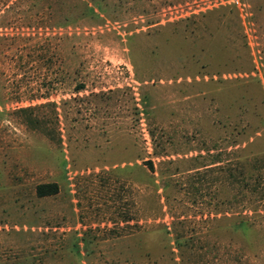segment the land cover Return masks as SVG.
Returning <instances> with one entry per match:
<instances>
[{"label": "rangeland", "instance_id": "1", "mask_svg": "<svg viewBox=\"0 0 264 264\" xmlns=\"http://www.w3.org/2000/svg\"><path fill=\"white\" fill-rule=\"evenodd\" d=\"M3 223L264 264V0H0Z\"/></svg>", "mask_w": 264, "mask_h": 264}, {"label": "crops", "instance_id": "2", "mask_svg": "<svg viewBox=\"0 0 264 264\" xmlns=\"http://www.w3.org/2000/svg\"><path fill=\"white\" fill-rule=\"evenodd\" d=\"M104 226L68 224L30 227L23 235L15 223L0 224V264H132L126 257L96 256L95 247L117 241V235L104 234ZM26 231L29 230L25 227ZM76 228H80L76 231Z\"/></svg>", "mask_w": 264, "mask_h": 264}, {"label": "trees", "instance_id": "3", "mask_svg": "<svg viewBox=\"0 0 264 264\" xmlns=\"http://www.w3.org/2000/svg\"><path fill=\"white\" fill-rule=\"evenodd\" d=\"M58 186L55 182L40 183L36 186V193L39 196L56 193Z\"/></svg>", "mask_w": 264, "mask_h": 264}, {"label": "built area", "instance_id": "4", "mask_svg": "<svg viewBox=\"0 0 264 264\" xmlns=\"http://www.w3.org/2000/svg\"><path fill=\"white\" fill-rule=\"evenodd\" d=\"M231 1H236V0H231Z\"/></svg>", "mask_w": 264, "mask_h": 264}]
</instances>
